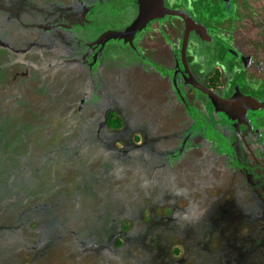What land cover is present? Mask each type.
<instances>
[{
  "label": "rangeland",
  "instance_id": "rangeland-1",
  "mask_svg": "<svg viewBox=\"0 0 264 264\" xmlns=\"http://www.w3.org/2000/svg\"><path fill=\"white\" fill-rule=\"evenodd\" d=\"M222 2L163 0L189 13L197 78L229 59L232 79L247 75L264 51L253 35L264 39V0H231L235 20L220 16ZM136 10L137 0H0V264H264V201L240 177L226 190L224 218L191 216L192 207L187 213L177 210L182 202L161 200L151 155L169 138L158 115L160 103L173 100L168 82L182 80L168 53L180 50L183 22L149 25L133 49L123 41L94 49L102 33L130 25ZM194 96L213 124L215 109L242 121L249 108L248 118L264 109L252 96H236L234 106L247 109L240 113ZM169 109L186 127L184 109L177 102ZM107 110L123 126L101 136ZM256 123L264 173V116ZM112 213L124 231L103 227Z\"/></svg>",
  "mask_w": 264,
  "mask_h": 264
},
{
  "label": "trees",
  "instance_id": "trees-1",
  "mask_svg": "<svg viewBox=\"0 0 264 264\" xmlns=\"http://www.w3.org/2000/svg\"><path fill=\"white\" fill-rule=\"evenodd\" d=\"M150 24L151 22L149 25ZM171 56H173V62L179 60V52L173 51ZM195 58V52L191 54L188 53V64L193 65L195 63ZM221 81L223 83L225 82L224 77L221 78ZM199 83L206 89H210L206 82L199 81ZM167 89L173 97L169 107L172 108V104L177 102L180 108L185 111L183 103L175 93L172 84L169 82ZM197 92L199 91L191 86L187 87L185 92L183 91V97L191 106V110H189L188 113L185 111L187 123L184 128H182L180 120L170 111L168 101L165 100L160 103L163 110L161 111L162 113L159 112L160 115L158 116H163L166 122L169 123V125H164V129L168 132L165 136H169V138L162 144L161 148L159 147L158 151L156 150L154 152L159 154L156 156L152 154L151 156H154L152 158L158 163L157 176L161 177L159 191L163 194L161 200L165 201L166 198H170L173 201L182 202L184 208H177V210L184 209V211L187 212L190 210L189 208L192 207L191 209L193 211H190L192 214L191 216L199 214L201 218H212V216L218 215L216 217L220 219L224 218L226 214L224 208L229 202L226 201L224 197L226 196V190L231 188L234 177H240L242 184L249 192L253 195L256 193L254 198L258 203L264 201V173L261 169L262 160L261 158L251 159L247 156L246 149L243 147L241 141V138L245 137L243 134L239 137L238 135L241 131H236L223 117L219 116V122L210 125L209 122L211 121L208 117L200 110H196L197 105L194 95ZM216 93L222 97V95H220L222 94L221 91H216ZM198 114H200L199 116L218 133L226 146L231 149L234 157L230 156L226 151L221 150L216 140L210 139L203 133V129L199 122L195 117H191L198 116ZM216 115L218 114L216 113ZM103 125L108 131L115 133L122 129L123 118L121 115L118 116L115 111L107 110L105 112ZM145 135L146 134H143V136ZM147 143L148 141L144 140L145 148L150 149L151 153L152 150ZM133 148H135V145H133ZM162 171H164L163 175ZM167 178H170L171 184L172 179H175V192L171 185L167 187V184H165L167 182H165L164 179ZM177 189L179 191H177ZM114 215L113 213L109 215L103 227L112 225L124 231L126 227L122 225L117 215L113 218ZM142 217L143 216H141V218ZM105 231L106 229L103 230V233ZM104 243L105 240L102 241L103 247L105 245ZM114 244L117 247L120 245L118 241L114 242Z\"/></svg>",
  "mask_w": 264,
  "mask_h": 264
},
{
  "label": "flooded vegetation",
  "instance_id": "flooded-vegetation-1",
  "mask_svg": "<svg viewBox=\"0 0 264 264\" xmlns=\"http://www.w3.org/2000/svg\"><path fill=\"white\" fill-rule=\"evenodd\" d=\"M164 6L169 9V10H172V11H179V12H182L184 13L185 15H189V13L186 11H183V10H173L169 7H167L165 4ZM138 7H139V0H137V10H136V15H137V12H138ZM219 14L220 16H228V19H233L235 20V16L236 15H233L231 12H232V8H231V0H223V2L221 3V6L219 8ZM171 17H176V18H179L181 19L180 17L178 16H165V17H162V18H156L154 19L150 25L154 24L155 22H160L162 21L163 18L167 19L168 20L171 18ZM136 18V16H135ZM134 18V19H135ZM181 21L183 22V25H184V29H183V34H184V31H185V23L184 21L181 19ZM149 29V24L147 26L146 29H144L143 31H147ZM253 35L255 37V40H254V43L256 45V47H260V45H262V40H259V32L255 29L253 30ZM259 37V38H258ZM192 36H191V28H190V33H189V39H188V44H187V49H186V63H187V68H188V72L185 70V67H184V64L181 60V53H180V50H181V47H180V50H179V60L178 61H175L173 62V66H174V72L175 74H177L179 77H182V80L181 81H178V78L175 79V81L172 84L173 86V89L175 91V93L177 94V91L175 89V84L177 85V88L178 90L180 91L181 95H183V91L185 92L187 90V87H190L189 83H188V80H187V77L189 76V74L194 78V80L198 83L199 81L202 82H206L210 89L208 90H212L214 92V94L216 96H218L219 98L223 99V100H233L235 101L236 96H240L241 99L243 98H249L250 96H252L251 99L255 100V101H259L261 99H264V96L262 95L264 93V51L263 52H260V54L256 57V59L254 60V66L256 67L255 70H253L251 68V71H248L247 72V75L246 74H243L242 76H239L237 77V79H232V74H230V71H231V67H230V60L232 59H229L227 61H222V62H218V61H215L216 63H218L217 65L215 64H208L206 65L205 67V70H204V74L201 76V78H197L192 70V66L193 65H189L188 62H187V54L189 53L188 52V46H189V43H190V40L192 41ZM182 39H183V35H182ZM136 41V39H135ZM261 41V43H260ZM205 41H202V42H199V43H204ZM182 44V42H181ZM210 44V43H208ZM94 46L96 49V51H99L101 47H103L104 45H96L95 42H94ZM96 46H99V47H96ZM202 52L203 51V46L202 44L199 45ZM99 49V50H98ZM169 50V49H168ZM169 54V58L168 60L171 61L172 60V56H171V52L168 53ZM197 54V53H195ZM93 56V59H91L90 61H92L91 64H93L95 61H97V53H95ZM96 56V58H95ZM230 58V57H228ZM97 63V62H95ZM172 63V62H171ZM177 68H181L184 73H179L176 71ZM233 70V69H232ZM257 70V71H256ZM257 72V73H256ZM252 73V74H251ZM224 77V80L225 82L223 83L221 81V78ZM187 85V86H185ZM201 85V84H200ZM202 86V85H201ZM204 87V86H203ZM193 88V87H192ZM216 91H221L222 94V97L217 95ZM236 94V95H235ZM235 95V96H234ZM178 96V95H177ZM184 98V97H183ZM185 102H187V100L184 98ZM232 101V108L230 111H232V113H240L242 112V110L246 109V108H239L238 106H234V103ZM182 102V101H181ZM184 105V104H183ZM238 105V104H237ZM251 108H249L248 112H243V114H245V121H242V120H237V119H231L229 116H228V113L227 111H220V110H217L215 109V112H217L218 115H216V122H219V116L223 117L227 122H229L234 128L236 131H243L244 134H245V138H241V141H242V144H243V147L246 149V153H247V156L251 159H256V158H261L260 155H259V145H260V140H259V129H258V134L256 135L255 131L257 129V117H263L264 116V109L262 108H258V109H254L252 112L256 114V118H248V115L249 113H251L250 111ZM247 110V109H246ZM202 112V111H201ZM200 112V114H201ZM198 114V119H196L200 126L202 127L203 129V133H205L210 139L212 140H216L219 147L221 148V150H224L226 151L230 156L234 157L233 156V152H231V149L229 150H226V144L225 142L222 140V138L218 135V133L216 131H214L208 123H206ZM248 119V120H247ZM104 123V120L102 122V124L100 125V127L102 128L101 130V136H102V133H105V132H112V131H108L106 129V127L103 125ZM210 125H212L213 123L212 122H209ZM105 127V128H104ZM202 132V131H201ZM241 132H239V137L241 136ZM215 135H218V138L221 139L220 140H217L213 134ZM210 135V136H209ZM248 138H251V139H254V144L252 145L250 141H248ZM103 141H105V138H102ZM221 142H224L225 145L221 144ZM236 163V162H235ZM165 184H167V187L171 185V182H170V178H167V179H164Z\"/></svg>",
  "mask_w": 264,
  "mask_h": 264
},
{
  "label": "water",
  "instance_id": "water-1",
  "mask_svg": "<svg viewBox=\"0 0 264 264\" xmlns=\"http://www.w3.org/2000/svg\"><path fill=\"white\" fill-rule=\"evenodd\" d=\"M165 16H178L185 23V31L183 34L180 53H181V60L184 64L185 70L188 72L187 63H186V49H187L189 33H190L189 18L187 15H185L182 12L172 11L167 9L164 6L163 0H139L138 12L133 22L123 29L105 31L96 39L95 44L104 45L110 41H123L133 49L134 47L133 41L144 29L147 28L148 24L156 18H162ZM188 83L195 90L199 91L200 93L208 97L211 103L213 104V106H217V107L220 106L225 109H229L230 107L231 108L233 107L231 105L233 100L230 99L226 101L219 98L214 93L210 92L208 89L198 84L190 74H189ZM175 89L177 91V95L179 99L186 106L187 103L185 102L180 91L178 90L176 84H175Z\"/></svg>",
  "mask_w": 264,
  "mask_h": 264
}]
</instances>
